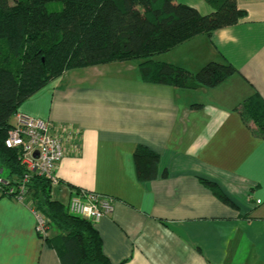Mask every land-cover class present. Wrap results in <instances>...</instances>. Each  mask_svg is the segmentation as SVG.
Wrapping results in <instances>:
<instances>
[{
    "label": "crops",
    "instance_id": "1",
    "mask_svg": "<svg viewBox=\"0 0 264 264\" xmlns=\"http://www.w3.org/2000/svg\"><path fill=\"white\" fill-rule=\"evenodd\" d=\"M177 1L214 11L205 0ZM237 2L246 12L237 25L155 58L193 73L230 62L238 73L215 88L145 83L139 61L113 62L69 71L19 107L79 131L52 198L67 205L81 189L115 199L113 212L93 222L112 264H264V140L238 112L255 94L264 100V0ZM139 146L160 156L153 180L138 179ZM36 225L28 205L0 195V264H61Z\"/></svg>",
    "mask_w": 264,
    "mask_h": 264
},
{
    "label": "trees",
    "instance_id": "2",
    "mask_svg": "<svg viewBox=\"0 0 264 264\" xmlns=\"http://www.w3.org/2000/svg\"><path fill=\"white\" fill-rule=\"evenodd\" d=\"M205 1L214 9L209 15L177 0H0V169L12 177L24 175L17 152L5 144L12 119L25 101L69 71L139 61L143 82L189 90L215 88L238 73L230 62H210L193 73L155 60L246 16L237 0ZM238 112L264 140L263 98L255 94ZM134 162L140 181L157 177V153L139 146ZM202 182L219 200L232 204L215 183ZM52 190L50 181L35 176L29 195L47 222L44 241L61 264H112L93 222L70 214L67 205L52 198Z\"/></svg>",
    "mask_w": 264,
    "mask_h": 264
},
{
    "label": "built area",
    "instance_id": "3",
    "mask_svg": "<svg viewBox=\"0 0 264 264\" xmlns=\"http://www.w3.org/2000/svg\"><path fill=\"white\" fill-rule=\"evenodd\" d=\"M14 117L5 144L17 152L24 175L21 178L0 175V195L28 205L37 219V234L45 240L48 236L47 222L35 209L29 195L30 184L35 176L47 179L53 188L60 184L57 170L65 157V146L71 143L79 147V131L70 125L53 126L21 113ZM114 203V198L78 190L71 196L67 208L72 215L96 222L113 212Z\"/></svg>",
    "mask_w": 264,
    "mask_h": 264
},
{
    "label": "rangeland",
    "instance_id": "4",
    "mask_svg": "<svg viewBox=\"0 0 264 264\" xmlns=\"http://www.w3.org/2000/svg\"><path fill=\"white\" fill-rule=\"evenodd\" d=\"M15 1H16V0H10L11 4H14ZM137 63H139V62H137ZM8 172H9V171H8L7 169H5V171H4L3 173H1L0 175L3 176V177H4V176H8Z\"/></svg>",
    "mask_w": 264,
    "mask_h": 264
}]
</instances>
